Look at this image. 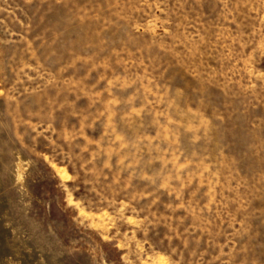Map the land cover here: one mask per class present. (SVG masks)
Returning <instances> with one entry per match:
<instances>
[{"label":"rangeland","instance_id":"rangeland-1","mask_svg":"<svg viewBox=\"0 0 264 264\" xmlns=\"http://www.w3.org/2000/svg\"><path fill=\"white\" fill-rule=\"evenodd\" d=\"M0 264H264V0H0Z\"/></svg>","mask_w":264,"mask_h":264}]
</instances>
